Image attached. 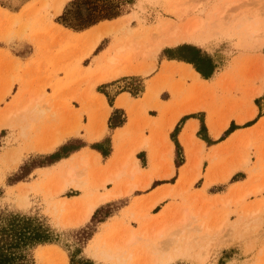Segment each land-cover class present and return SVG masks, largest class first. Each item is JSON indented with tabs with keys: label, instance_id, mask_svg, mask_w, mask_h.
Here are the masks:
<instances>
[{
	"label": "rangeland",
	"instance_id": "1",
	"mask_svg": "<svg viewBox=\"0 0 264 264\" xmlns=\"http://www.w3.org/2000/svg\"><path fill=\"white\" fill-rule=\"evenodd\" d=\"M56 1L47 0L48 5L44 6V0H0V51L4 48L10 50L0 53V89L7 92L14 80L21 83V90L15 97L14 106L0 107V211L33 215L48 227L53 244L37 246L34 256L32 251L33 260L35 257L34 264H70V262L72 264H114L112 261L100 257L99 253L105 256L118 252L125 259L124 264H143L151 254L152 243L158 244L170 252L172 250L170 240L175 235H178L180 244L183 243L187 235L195 237V240L191 242L193 249H189L182 257L174 258L169 263H165L167 253H164L161 259L165 264H209L208 261H211L210 264H264V212L261 207L264 205V197L261 196L264 191L263 193L262 191L255 192L256 194L251 193L254 191V187L264 186V123L259 128L238 132L221 147L210 148L207 152H202L203 150L199 152L198 149L192 151V144H190L191 152H187L188 159L185 164L183 147L180 144L177 159L183 161L184 158V162L181 164L182 168L177 177L172 176L164 180L168 182L166 185L168 187L163 190H168L169 194L156 207L146 209L151 196L160 188L150 195L137 198H133V195L143 192L133 191L128 194L131 196L126 195L117 201L112 199L99 205L91 217L78 226L70 224L71 222H67L66 219L78 215L85 201L99 194L97 191L101 188L97 185L99 179L103 175L109 177L111 168L107 162L109 156L105 158L106 162L103 164L98 159L93 163V159L89 156L91 152L80 148L53 164L34 168L28 175L31 168L52 162L71 149L82 145L80 140H74L79 137L77 135L65 140L51 152L43 151L45 143L55 134L59 136L61 130H65L62 136H67L70 130L73 132L77 130L74 128L78 126L67 130L73 125L75 117L79 116V120H81L83 112L87 113L89 117L92 116L94 110L100 109V105L93 102L88 96L55 89L56 79L63 74L59 71L60 66L53 61L52 57L58 50L59 43H68L69 41V43H91L96 35L100 34V44L95 49L97 51L106 43H133V36H138L144 30L150 32L154 26L165 28L162 20L168 19V17L174 19L162 8L161 0H63L60 12L55 13ZM175 1L178 3L188 2L192 8V13L182 17V22L179 24L185 27L193 16H200L207 21V24L202 27V30L205 31H208L212 26L211 22L214 18L212 14L224 10V3L230 4L220 21L221 26L216 28L221 30L218 34H211L205 42L183 41L175 45L164 46L163 49L189 44L187 46L194 52L193 59L195 58L198 67L202 68L204 72L212 69L211 74L216 72V76L212 77V75L209 79L201 76L198 81L188 77L193 80L196 86H188L184 89V83L181 92L178 93H185L183 99L197 95L196 102L211 110L218 111L225 105L229 106L230 114L237 118L241 117L242 111L248 114L249 109L253 106L250 98L256 95L257 89L264 86V67L262 66L264 46L261 49L254 48L252 40L243 43L242 36L240 39L237 32L232 31L231 28L237 22L235 18L248 16L253 11H257L260 16L256 18H260L264 14V0H168V3L171 4ZM21 11H23L21 17L18 18L14 15ZM210 11L212 12L210 13ZM132 14L135 17L140 15L142 19L134 18L128 22L129 16ZM62 27L75 30L93 28L80 35L79 39H73L68 38ZM129 28L131 34L127 33ZM17 37L27 38L33 43H41L44 52L49 57L45 56L44 61H35L26 66L19 65L17 59L13 57L14 55L20 56L17 43L21 41ZM162 50L160 51L161 56L176 54L173 49ZM134 54L135 51L132 50L125 56L127 59H134ZM84 62L83 64H86L88 61ZM201 62L207 63L203 65ZM102 68L104 69L103 65ZM137 76L131 77L129 85H126V88L123 87L133 95L138 94L143 86V81L139 76L146 75L139 74ZM202 78L214 80V82L209 81L206 84L201 81ZM112 87L115 89L114 84L100 85L97 87V91L103 93L108 101L115 92ZM223 93L225 96L221 95ZM236 95L241 97L237 98ZM29 100H31L30 103ZM253 101L256 106L264 110V95ZM24 104L28 105L25 112L20 110ZM78 105L82 106L79 110L75 108ZM33 106H37L42 111L38 110L36 114L31 115L29 108ZM202 115L204 112L194 115L199 120L196 135L209 143L212 142V139L206 132L207 128L203 123ZM122 120L123 116L112 113L107 120V126L110 129ZM231 124L237 127L233 123H230L228 127ZM225 130L220 134L219 139L223 138ZM170 134L174 136L175 130ZM48 135L50 139H47ZM110 145L107 138L95 144L96 148L103 153H108ZM121 149L122 147H119V150ZM78 151L80 152L77 153ZM77 154L80 155L76 156ZM174 156L175 148L173 161ZM198 157L203 162L200 169L193 166ZM17 158L19 162L15 165L14 162ZM81 158L86 159L89 164L83 167L80 163ZM137 158L141 164L145 165L146 159L143 154H137ZM164 159L166 160L167 157ZM245 160L247 161L244 162ZM68 162H72L76 167V182L68 184L64 191L57 192L61 182L60 176L64 170L61 167H64V164ZM54 166L57 167L55 170H49ZM130 166H132V161L127 162L119 178L108 182L112 186L110 190L105 191L109 185L100 190L111 192L115 182L119 185L118 183L133 178L128 175ZM161 167L164 170L167 163L152 165V173L158 175V170ZM40 169L46 171L42 172ZM233 170L236 171V174L224 181L226 173ZM241 172L248 174V179L245 182H239L240 176L243 174ZM147 174L143 173L137 176L135 181H143ZM196 174L198 175L197 179L190 184L189 180ZM16 180L21 181L5 187L6 184ZM229 184L232 185L226 191ZM153 188L152 186L151 189ZM247 189L252 190L242 200L237 201V197L243 195V191ZM3 190L5 191L4 195H2ZM62 203L64 204L62 205ZM127 205L129 206L123 210ZM184 208L201 218H203V212L206 211L204 220L195 218L190 221V232L181 231L183 223L177 220L179 211ZM118 210L121 220L105 224L111 218V221H115V216L119 214V212L116 214ZM130 210H133L134 213L135 211H146L150 217L143 219L142 215L132 218ZM76 211L78 214L75 213ZM250 211H253L255 220L251 221L249 216L246 225L239 222V215H247V212ZM223 214L227 219L223 221L219 229L220 221L224 220ZM99 221L102 223L98 224ZM213 224L217 226H213ZM158 225L164 227L160 237L141 238L138 237L141 234H137L135 240L126 249L122 244L123 236L118 238L122 232L133 228V226L139 233L147 227ZM208 225L213 230L210 232H213L214 236L222 235H220L221 239L218 238L219 236H215L221 242L218 243V239L214 241L215 245L211 247L210 251L211 256L208 260L201 261L202 250L197 242L201 241L202 230ZM90 237L91 239H89ZM222 249L229 250L221 254Z\"/></svg>",
	"mask_w": 264,
	"mask_h": 264
},
{
	"label": "crops",
	"instance_id": "2",
	"mask_svg": "<svg viewBox=\"0 0 264 264\" xmlns=\"http://www.w3.org/2000/svg\"><path fill=\"white\" fill-rule=\"evenodd\" d=\"M14 15L19 18L23 15V11ZM62 28L68 38L79 39L80 35L91 30L93 27L89 28V30H75L69 27ZM17 38L19 39V41H21L17 43V48L20 49V56L14 55L13 53L12 54L14 55L13 57L17 59L19 65L26 66L28 63L33 64L35 61H44L43 59H45V56H48L46 52H44V48L42 47L41 43H33L27 38ZM99 41L97 43H69L70 41L68 43H59L60 45L58 50L55 51L52 55L53 61L60 66L59 71L63 72V74H61L59 78L56 79L55 89L58 91H67L69 93L75 92L80 96H88L93 102L100 105V109L94 110L92 116L88 117V114L85 112L82 113L80 117L81 120H79L78 116L79 125L76 130L77 132L74 131L67 136H62L65 130H61L59 132V137L60 139H62L61 143H63L65 140L78 135L79 137L77 138V140H80L83 143L82 145L85 144V146L81 148L86 149L87 152L90 151L91 153L89 156L91 158L97 156V159L100 160L102 164L105 163L106 160L102 158L99 152L91 149L88 146L90 143H98L107 138L109 141V145L111 142V153L109 154V158L107 159L108 165L110 164V167L114 163H118V161L129 150L133 149V147H136L132 151V159H135L137 161L139 171L133 174L129 173L128 175L133 178L126 179L124 180V182L118 183L119 185H117V182H115V186L111 192H105L112 188L111 184L107 182L104 185H100V178L97 185L101 188L109 185L106 187V190L102 191L100 190L101 188H99L97 190L99 194L92 197L90 200H86L79 214L76 211L75 213L78 215L72 218H67L66 221L69 220V222L74 223L76 219L81 216L82 211L88 206V204H91L94 209L91 211L88 218L81 224L85 223L91 217L96 207L107 201H110L112 199H115V201H117L120 198H124V196L126 195L131 196L128 194H131L133 191L143 192L139 195H133V198H137L150 195L158 188H160V190L155 192V194L167 188L168 186L166 185H168V182H159L169 179L172 176L177 177L179 175V170L182 168L181 165L176 169L172 160L174 155V144L170 139L169 134L174 130L175 127L176 131L174 134V138L177 142L179 141V143L183 147L185 164L188 159L187 152H191V148L192 151H195L201 147L203 150L202 152H207V150H209L210 148H219L223 144L228 142L231 138H233V136H236L238 132H246L247 130H250L252 128H259V126L264 123V110L256 106L253 101L254 99L261 98L264 95V86H262L259 94H256L250 98V102L253 106H251V108L249 109L248 114H250L254 110V114L250 118L247 117V112L243 113V111L240 114L241 117L237 118V116H233L232 114H230V107H227L226 105L218 111L213 109L211 110L203 106L197 109H189L193 105L200 104L199 102H196L197 95H192V97L189 96V98L183 99L185 93L178 92H181L182 84L184 85V83V89L188 88V86H196L193 83V80L188 78H191V75L188 74L190 73L187 69L188 66L192 68L193 72H196V70L190 63L179 61L175 58L169 59L168 57L161 56L160 51L164 47H162L155 54L153 59L144 58L141 55L143 47V44L141 43H138V45L137 43H106L102 48L95 51V49L100 44ZM117 47H121L122 50L120 52L116 51L115 49ZM6 50L10 51L8 48H4L0 51V53ZM132 50L135 51V58L127 59L125 55ZM9 53L11 54V52ZM108 56H113L115 64H111L107 61ZM85 60H87L88 62H86V64H83L85 63ZM151 63L154 64V66L150 70H147L146 72L137 71L141 67H148ZM102 65L104 66V69L102 68ZM117 70H119V73H117ZM215 73L212 77H214ZM139 74L146 75L139 76L143 81L141 91L138 92V94L133 95L128 90H124L123 87L126 88V85H129V79L131 77H138L137 75ZM79 79H81V84ZM147 81L148 83H146ZM201 81L208 84L210 80H205L202 78ZM210 82H214V80ZM108 84H114L115 86V89L112 87V89H114L113 91L115 92L110 97L109 102L107 101L103 93L97 91L98 86H107ZM20 87L21 83H19L17 80H14L10 85L9 91L6 92L1 88L0 103L2 102V104L0 105V107L4 108L7 105L14 106L16 99L15 97L17 96L19 90H21ZM12 88H14V90H12ZM221 95L225 96L224 93ZM162 96L164 97L162 98ZM236 97L240 98L241 96L236 95ZM75 108L79 110L80 108H82V106L78 105ZM198 112H204V116L202 115L203 123L205 122L207 128L206 132L209 138L212 139V142L207 143L196 135V131L199 128V120L194 115ZM112 113L120 114L121 116H123V120L119 124H114L113 127L115 128L112 127L113 129H109L107 126V120ZM75 118L73 119V125L67 128V130L74 128V123L76 122ZM241 118H243V121L239 122ZM230 123L238 126L233 129L234 131L232 133L229 132V135H224L223 140L218 141V137ZM244 124L246 125L245 127H240ZM211 128L217 129V133L215 134V132ZM47 139H50L49 135L47 136ZM185 143H187V145H185ZM142 144L143 146H140ZM190 144H192L191 148H189ZM78 147L71 149L64 155H68L71 151L77 149ZM119 147H122L123 150H119ZM80 151H78L77 153H79ZM139 153L143 154L144 158L146 159L145 165L139 162L137 158V154ZM78 155L80 154H77L76 156ZM166 157L167 161L164 159ZM132 159L130 158L128 161H132ZM164 162L167 163V167L164 168V170L161 167L158 170V175L157 173H152V165H159ZM56 168L57 167L54 166L49 170L52 171ZM171 168L172 172L168 176H164L167 172L170 171ZM40 170L42 172H45V169ZM233 171H231V174L227 179L236 174V171ZM143 173H148L144 177L143 181H135V178L139 175H142ZM241 173L243 174L242 176H240L239 182H245L248 179V174L245 172ZM148 177H150L149 185L145 188L140 187L141 183H143ZM129 182L135 183L137 186L128 194L118 195V192L123 191L124 186ZM11 185H14V183L6 184L5 187ZM152 185L157 186L151 189ZM231 185L232 184H229L228 188H226V191ZM254 188H259V191H262V193L264 191L263 185L256 186ZM251 190L252 189H247L243 191L242 194H244L245 192H248L249 194ZM4 193L5 191L3 190L2 195H4ZM251 193L256 194L253 191ZM114 194L116 197L111 198V196H113ZM154 195H152L151 198ZM99 196H106L105 201L95 203V200ZM261 196L264 197V194H261ZM66 201L68 202V200ZM160 201L158 203H160ZM158 203L154 207H156ZM128 206L129 205L125 206L123 210H125ZM118 212L119 210L116 211V214ZM129 213L132 218L140 217L142 215H148L146 211H135L134 213L133 210H130ZM111 220L109 222H105V224L119 222V220H121L120 212L115 216V221ZM101 221L104 222L103 220ZM101 221H99L98 224L102 223ZM129 222L131 223V221ZM130 229L134 230V233L136 235L141 234L142 232L140 231L139 233H137L135 230V226H133V228L131 227ZM126 232L127 230H125V232H122V234L119 235L118 238H122V236H124ZM227 250L229 249H222L221 254L222 252H225Z\"/></svg>",
	"mask_w": 264,
	"mask_h": 264
},
{
	"label": "bare ground",
	"instance_id": "3",
	"mask_svg": "<svg viewBox=\"0 0 264 264\" xmlns=\"http://www.w3.org/2000/svg\"><path fill=\"white\" fill-rule=\"evenodd\" d=\"M43 4H44V6H47L48 5L47 0H44ZM160 4H161L162 8L165 9L166 13L169 14V16H173L174 19H170L171 17H168V19L162 20L163 26L165 28H161L160 26H154V28H152V30L150 32H148V30H146V31L144 30L138 36L132 37L133 43H137V45H138V43L143 44L141 55L144 58L153 59L155 54L162 47L167 46V45H175V44H178V43L183 42V41L196 42V43L207 41L211 34H214V33L218 34V32L221 31V30L216 29V28H219L221 26L220 21L223 17V14L225 13V10L227 9V7L230 6V4H228L226 2L223 4L224 10H222L221 12L219 11V13H218V11H216L214 14H212V16L214 17L212 19V22H211L212 26L208 31H205V30H202V27L207 24L206 23L207 21L200 16H193L190 19L189 24L186 25L185 27H182L179 24V22H182V19L184 18V16L192 13V11H191L192 8L188 5V2L178 3L175 1V2L170 4V3H168V0H161ZM62 5H63V0H57L56 4L54 5V12L59 13L61 8H62ZM211 12L212 11H210V13ZM210 13H209V15H210ZM258 16H260V15L257 13V11H253L248 16L244 15V16H240V17L235 18V20H237V22L232 25L231 30L236 31L237 34L240 36V39L242 36L243 43L249 42L250 40H252L253 44H254V48L261 49L264 46V14L260 18H256ZM129 17H130V19L128 20V22L132 21L134 18H138L139 20L142 19V16L138 15L137 17H135L134 14H132ZM127 33L131 34L130 28L127 29ZM100 37H101L100 34L96 35V37L94 38V40L91 43H97L99 41ZM115 50L120 52L122 50V48L117 47ZM107 61L111 64H115V60H114L113 56H108ZM153 66H154V64L151 63L148 67H141L137 71L146 72L147 70H150ZM262 66L264 67V60L262 62ZM187 69L190 72L188 74L191 75V77L193 79L198 81L200 78V75L197 72H193V70L190 66H188ZM117 73H119V70H117ZM260 88L257 89L256 94L260 93ZM30 102H31V100H29V103ZM199 107L201 108L202 105L201 104L193 105L189 109H197ZM27 108H28V105L24 104L20 108V110L25 112V111H27ZM38 110L42 111V109H39L37 106L36 107L33 106L32 108H29L31 115L36 114V111H38ZM253 111L250 114H248V116H247L248 118L253 116V114H254ZM75 119H76V122L74 123V125H75L74 127L79 125L78 117H76ZM242 121H243V118H241L239 120V122H242ZM75 129H77V127L74 128V130ZM211 129L215 132V134L217 133V129H214V128H211ZM72 132H73V130H70V132L68 134H70ZM61 141H62V139H60L58 134H55L50 140L47 141V143H45V145L43 147V151L44 152H51V151L55 150L60 145ZM140 146H143V144ZM134 148H136V147H133V149L129 150L118 161V163H114L111 166V168L109 170V177L103 175L100 179V185H104L105 183L111 181L112 179L119 178L120 174H122L124 168L126 167L128 160L130 158L132 159V151L134 150ZM198 150L200 152L202 150V148L200 147ZM92 159H93V161H92L93 163L98 161L97 156H94ZM246 161L247 160H245L244 162H246ZM18 162H19V159L17 158L14 162L15 165H17ZM80 163L83 167H85L89 164L88 161L84 158L80 159ZM201 163H202V161L198 157L194 161L193 166L196 169H200ZM61 168L64 170L60 176L61 182L58 185V191L57 192L64 191V189L66 188V186L68 184H70V183L73 184L76 182V176L75 175L77 174V171H76V167L73 166L72 162L65 163L64 167H61ZM138 171H139L138 163L135 159H132V166L130 169V173L133 174V173H136ZM171 172H172V168L164 176H168ZM230 174H231V172L228 171L226 173V175L224 176L223 180L226 181V179L229 177ZM197 176H198L197 174L194 175L189 180V183L192 184V182H194L197 179ZM149 181H150V177H148L143 183H141L140 187H142V188L147 187L149 185ZM136 186L137 185L135 183L129 182L124 186L123 191L118 192V195L128 194ZM258 191H259V188H254L253 192H258ZM168 194H169L168 190L159 191L158 193H156L151 198L150 202L147 204V208L151 209L160 200L165 198ZM247 194H248V192H245L243 195L238 196L236 200L237 201L242 200L244 198V196ZM112 197L113 198L116 197L115 194L113 196H111V198ZM105 199H106V196H99L95 200V203L103 202V201H105ZM63 204L64 203H62V205ZM261 207H263V212H264V205H261ZM93 209H94V207H92L91 204H88V206L82 211L81 216L78 219H76V221L74 223H70L68 220H67V222H69L70 224H72L74 226H78L79 224H81L82 222H84L88 218L89 214L91 213V211ZM202 216H203V218H201V216H199L195 213H190L189 210L186 208L179 211L177 220H179L183 223L181 231L184 230V232L185 231L190 232L191 231V229L189 227L191 225L190 221H192L195 218H201L202 220H204L206 218V211L203 212ZM239 216H240L238 219L239 222H241L242 224H245V225L248 222L247 220H248L249 216L251 218L250 219L251 221L255 220V216L253 215V211L247 212V215H239ZM145 217L149 218L150 216H149V214L145 215V216H143V219ZM225 217H226V215H224V220L221 217L222 220L220 221L219 225L217 222L218 227L223 224V221H225V219H227V217L226 218ZM215 225L216 224H213V226H215ZM214 229H216V228L214 227ZM219 229H220V227H219ZM163 230H164L163 225L153 226L151 228L147 227L144 230H142L141 235H138V237H141V238H143V237L148 238L151 236L160 237L162 235ZM202 231H203V233L200 236L201 241H199L197 243L199 245V248L202 250V256L200 257V259H201V261H206L211 256L210 251H211V247H213L215 245V244H213L214 241H217L218 238L221 239V237H220L221 234L215 235V236H219L218 238H216L214 236L213 232H210L213 230L211 229V227L209 225L207 227H205ZM136 237L137 236L134 233V230H132V229L127 230V232L124 234L123 239H122V244L125 247V249L135 240ZM194 238L191 235H187L186 239L183 241V243L180 244L179 240H178V235L173 236L172 239L170 240V243L172 244V250L170 252H167L166 250H164V248H161L160 245L152 243L151 254H150L149 258L144 261L143 264H165V263L171 262L174 258L182 257L189 249L190 250L193 249V245L191 242L195 240ZM206 238H207V240H204ZM219 239H218V243L220 241ZM164 253H167L166 254L167 259H166L165 263L161 259V257L163 256ZM99 256L102 258H105L106 260L112 261L114 264H124L125 263V259L121 256L120 252H118L117 254H114V255H105V256L101 255V253H99ZM208 263L210 264L211 261H208Z\"/></svg>",
	"mask_w": 264,
	"mask_h": 264
},
{
	"label": "trees",
	"instance_id": "4",
	"mask_svg": "<svg viewBox=\"0 0 264 264\" xmlns=\"http://www.w3.org/2000/svg\"><path fill=\"white\" fill-rule=\"evenodd\" d=\"M187 45L189 44H180L176 47L165 48L163 50L166 51L168 49H173L176 52V54L174 56L166 54V57H168L169 59L175 58L176 60L190 63L192 67L203 78L209 79L213 75V73L211 74L212 69H209V71L204 72L202 68L198 67V65L195 63V60H194L195 58L193 59L194 52ZM201 63L205 65L207 62H201ZM204 125H205V122H204ZM245 126L246 125L244 124L240 127H245ZM234 128L236 127L231 124L225 130L224 135L228 134L229 132L232 133L234 131L233 130ZM174 130L176 131V128H174ZM223 138L218 139V141L223 140ZM170 139L173 141L174 148H175V156H174L173 163L177 169L184 162V158H183V161H181V159L179 160L177 159V151L178 149H180L179 148L180 143L179 141L177 142L174 136L171 134H170ZM74 140H77V139H74ZM95 144L96 143H93V144H90L91 146L90 145L89 146L97 150L104 159L107 158L109 154L111 153V148L108 153H103L96 148ZM83 146H85V144L79 146L77 149H80ZM68 155L60 156L57 159H55V161L49 162L47 164L35 166L28 172V175L34 168L53 164L54 162ZM18 181H21V180H16V182ZM16 182H12V183H16ZM163 182H166V181H161L159 183H163ZM157 185H154V186L152 185V186L155 187ZM91 237L89 239H91ZM52 241H53V238L51 237L48 227L38 217L33 216V215L32 216L24 215L18 212L0 211V264H34L35 257L33 260V256H34L35 248L39 245L53 244L51 243ZM32 251H33V256H32ZM70 264L72 263L70 262Z\"/></svg>",
	"mask_w": 264,
	"mask_h": 264
}]
</instances>
